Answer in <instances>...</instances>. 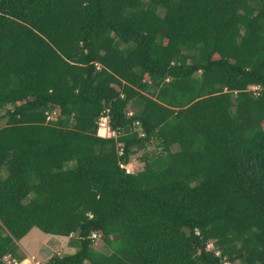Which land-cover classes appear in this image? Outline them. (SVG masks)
Instances as JSON below:
<instances>
[{
  "label": "trees",
  "instance_id": "trees-1",
  "mask_svg": "<svg viewBox=\"0 0 264 264\" xmlns=\"http://www.w3.org/2000/svg\"><path fill=\"white\" fill-rule=\"evenodd\" d=\"M34 228L48 264H264V0H0V264Z\"/></svg>",
  "mask_w": 264,
  "mask_h": 264
},
{
  "label": "rangeland",
  "instance_id": "rangeland-1",
  "mask_svg": "<svg viewBox=\"0 0 264 264\" xmlns=\"http://www.w3.org/2000/svg\"><path fill=\"white\" fill-rule=\"evenodd\" d=\"M106 126H99L98 133L103 137H109L111 135L110 129L109 133L106 130ZM107 132H106V131ZM155 147H149V149L140 151L132 157L131 163L126 166L127 171L135 173L143 170L145 163L141 160L142 155L146 152L154 150ZM69 237H60L54 235H48L37 228H34L23 240H21V254H24L27 258V255L35 256L34 262L28 260L25 264H36L40 262L41 264H47L48 260L55 254L65 255L73 254L76 252V247L70 244ZM95 247L101 251L106 252L107 249L104 247V243L100 238H97L95 241ZM210 249H214L212 244L209 246Z\"/></svg>",
  "mask_w": 264,
  "mask_h": 264
},
{
  "label": "built area",
  "instance_id": "built-area-1",
  "mask_svg": "<svg viewBox=\"0 0 264 264\" xmlns=\"http://www.w3.org/2000/svg\"><path fill=\"white\" fill-rule=\"evenodd\" d=\"M253 89H257V88L254 87ZM101 125L106 126V127H107L106 130H108V133H109V129H110V127H109V119H108V117H103V118H101V120H100V122H99V126H101ZM110 132H111V135L109 134V137H110V136H114V133H113L111 130H110ZM128 172H129V171H128ZM93 237L96 238V237H97V234H94ZM34 259H35V258L32 257L31 260H30V259H28V260L34 262ZM28 260H25V261H19V260L15 259V258H12L11 255H8V256L6 257V262H7L8 264H25V262L28 261ZM36 264H41V263H40V262H37ZM47 264H48V263H47Z\"/></svg>",
  "mask_w": 264,
  "mask_h": 264
},
{
  "label": "clouds",
  "instance_id": "clouds-1",
  "mask_svg": "<svg viewBox=\"0 0 264 264\" xmlns=\"http://www.w3.org/2000/svg\"><path fill=\"white\" fill-rule=\"evenodd\" d=\"M30 257L29 256H27V258H25L24 260H22V261H25V260H28ZM32 258V257H31Z\"/></svg>",
  "mask_w": 264,
  "mask_h": 264
},
{
  "label": "crops",
  "instance_id": "crops-1",
  "mask_svg": "<svg viewBox=\"0 0 264 264\" xmlns=\"http://www.w3.org/2000/svg\"><path fill=\"white\" fill-rule=\"evenodd\" d=\"M106 131V130H105ZM107 132V131H106ZM55 237V236H54ZM28 256V255H27ZM30 257V256H29ZM32 257H35V256H32Z\"/></svg>",
  "mask_w": 264,
  "mask_h": 264
}]
</instances>
